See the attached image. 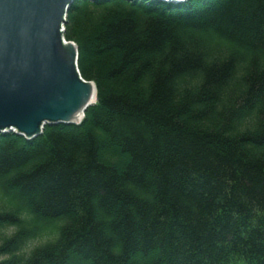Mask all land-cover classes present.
I'll return each instance as SVG.
<instances>
[{"label": "trees", "instance_id": "16d2710c", "mask_svg": "<svg viewBox=\"0 0 264 264\" xmlns=\"http://www.w3.org/2000/svg\"><path fill=\"white\" fill-rule=\"evenodd\" d=\"M64 28L97 102L0 136V264H264V0H76Z\"/></svg>", "mask_w": 264, "mask_h": 264}, {"label": "water", "instance_id": "95a60500", "mask_svg": "<svg viewBox=\"0 0 264 264\" xmlns=\"http://www.w3.org/2000/svg\"><path fill=\"white\" fill-rule=\"evenodd\" d=\"M75 1L0 0V135L31 141L45 126L77 125L95 104V84L82 78L78 49L63 37Z\"/></svg>", "mask_w": 264, "mask_h": 264}, {"label": "rangeland", "instance_id": "374dc122", "mask_svg": "<svg viewBox=\"0 0 264 264\" xmlns=\"http://www.w3.org/2000/svg\"><path fill=\"white\" fill-rule=\"evenodd\" d=\"M11 230H9V232H10ZM35 242H33L32 244H34ZM38 243V242H37Z\"/></svg>", "mask_w": 264, "mask_h": 264}, {"label": "bare ground", "instance_id": "6f19581e", "mask_svg": "<svg viewBox=\"0 0 264 264\" xmlns=\"http://www.w3.org/2000/svg\"><path fill=\"white\" fill-rule=\"evenodd\" d=\"M93 95H94V92H93ZM94 100V99H93Z\"/></svg>", "mask_w": 264, "mask_h": 264}]
</instances>
